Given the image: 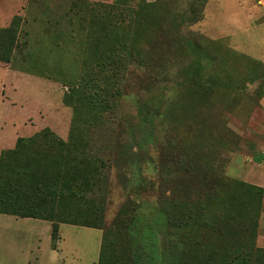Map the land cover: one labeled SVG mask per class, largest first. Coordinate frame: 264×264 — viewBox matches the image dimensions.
<instances>
[{
    "label": "rangeland",
    "instance_id": "obj_1",
    "mask_svg": "<svg viewBox=\"0 0 264 264\" xmlns=\"http://www.w3.org/2000/svg\"><path fill=\"white\" fill-rule=\"evenodd\" d=\"M113 1L24 0L16 7V44L10 62L0 61V146L44 127L67 140L78 118L85 160L97 173L92 191L64 198L56 248L51 220L0 213V264H98L103 237L116 264H167L178 248L195 254L222 244L232 253L252 248V264L260 263L264 192L249 184L264 188V157L256 159L264 156V69L199 24L209 4L211 31L228 34L233 8L228 0H147L159 4L135 20L141 0L116 7L124 21L119 13L106 20L126 43L136 41L132 57L139 59L129 56L118 108L99 125L88 106L74 108L71 91L100 58L85 43L100 36L108 14L97 3ZM251 30L231 41L254 47ZM93 218L100 227L88 225ZM215 219L226 235L213 234Z\"/></svg>",
    "mask_w": 264,
    "mask_h": 264
},
{
    "label": "trees",
    "instance_id": "obj_2",
    "mask_svg": "<svg viewBox=\"0 0 264 264\" xmlns=\"http://www.w3.org/2000/svg\"><path fill=\"white\" fill-rule=\"evenodd\" d=\"M125 1L97 3L103 6L108 14L103 16L104 21L101 20L100 36L98 37L95 33V36L92 35V39L88 38L85 43L89 52L91 48H99L100 58L93 57L91 63L82 72L78 86L76 85V88L71 91L76 93L78 98L74 108L78 110L79 107L81 109L82 106H88L90 111L96 113L95 121L99 125L105 124V116L118 108L119 100L124 93L123 82L130 62L129 56L133 61L139 59V57H132L136 41L132 44L126 43L123 38H120L117 29H113V25L116 24L106 20L109 14L119 13L124 21L126 12L124 10L115 12L114 9ZM90 4H93L89 6L93 7L92 10L97 6H94V3ZM158 4L157 1H139L138 6L132 9L135 20L143 19L145 12L153 13L152 9ZM94 11L97 12V10ZM93 16L96 17V14ZM19 19L20 15L16 14L7 26L0 27V61L8 63L11 60L19 32ZM239 53L264 69L261 61L243 52L239 51ZM201 70L202 66L199 65L197 71ZM69 100L70 95L67 96L66 102ZM79 123L80 120L77 118L67 140L44 127L30 136H18L14 146L4 148L0 152V213L22 218L40 217L51 220L53 248H56V242L59 239V227L55 217L58 215L57 212L62 210L64 198L68 196L76 199L80 191L90 192L96 185L93 177L97 170L85 160L88 141L83 140L84 132L80 131ZM263 157L258 155L256 159L261 161ZM249 187L264 192L262 187L253 184H249ZM257 207L258 205L254 204L253 209L256 210ZM98 218L99 216L96 215V219ZM96 219L93 218L88 225L100 227ZM208 226L215 236L226 235L225 227L219 224L217 219L209 222ZM108 242V238L103 237L98 264H116V254H111L112 246ZM226 248L225 244L217 248L200 246L195 254L190 250L183 249L190 252L188 253L178 248L171 251V260L167 264H252V248L233 253ZM258 264H264V258Z\"/></svg>",
    "mask_w": 264,
    "mask_h": 264
},
{
    "label": "crops",
    "instance_id": "obj_3",
    "mask_svg": "<svg viewBox=\"0 0 264 264\" xmlns=\"http://www.w3.org/2000/svg\"><path fill=\"white\" fill-rule=\"evenodd\" d=\"M23 1L24 0H0V27L7 26L11 22L14 15L20 14L16 7L19 3H22ZM236 4H238V9L235 7ZM225 5H227L229 9L233 8L232 13L234 15V19L232 20L233 23L230 24V32L225 35L222 33L223 36H221V33H214L215 31H211L212 26L209 22V18L210 16H212L213 11H208L209 4H207L204 10V18L199 23L202 27L206 29L204 33L207 34V36L212 35L209 37L214 39L228 38L231 43L239 45L237 46V49L240 52H243L256 60H259L264 64V0H243V3L242 0H228ZM249 27H251L252 30L247 37L250 39H248L247 41L250 42L252 36L253 40L250 43H253L255 46L256 44H259L261 45L260 48H255V46L249 48V46L245 47L244 45H242V43L244 42H237L235 40H233L234 42L231 41V38L246 35L249 30ZM259 104L264 109V86L262 96L259 99ZM5 125L6 122L3 121L2 125H0V133L3 128H5ZM17 129L18 127H16V130ZM9 139H11V137H9ZM1 150L2 147L0 146V152Z\"/></svg>",
    "mask_w": 264,
    "mask_h": 264
}]
</instances>
